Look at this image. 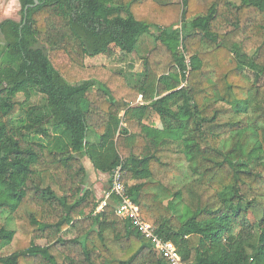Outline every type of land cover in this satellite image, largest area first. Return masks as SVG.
Here are the masks:
<instances>
[{
	"label": "trees",
	"instance_id": "trees-1",
	"mask_svg": "<svg viewBox=\"0 0 264 264\" xmlns=\"http://www.w3.org/2000/svg\"><path fill=\"white\" fill-rule=\"evenodd\" d=\"M20 3L0 22V264H169L116 193L98 209L84 158L110 185L121 168L185 264H264V0ZM147 34L139 84L87 70Z\"/></svg>",
	"mask_w": 264,
	"mask_h": 264
},
{
	"label": "rangeland",
	"instance_id": "rangeland-1",
	"mask_svg": "<svg viewBox=\"0 0 264 264\" xmlns=\"http://www.w3.org/2000/svg\"><path fill=\"white\" fill-rule=\"evenodd\" d=\"M21 17L22 5L20 0H0V22L7 18L20 20ZM154 45V37L152 35L147 34L143 36L137 45L136 51L138 56H135L134 54L126 52L117 44L112 43L106 52L97 56L86 57L85 65L88 71L103 68L106 71L121 72L133 85H137L142 81L144 76L142 57L140 56H146ZM35 100L37 103L42 102L41 97H36ZM84 162L88 169L87 183L93 187L96 183L101 184L96 189V194L99 199H104L106 191L111 188L109 175H96L92 169L93 165L88 158H84ZM249 217L251 220H254L252 215H249ZM65 236L69 238L74 237L75 232L68 231L65 233Z\"/></svg>",
	"mask_w": 264,
	"mask_h": 264
},
{
	"label": "built area",
	"instance_id": "built-area-1",
	"mask_svg": "<svg viewBox=\"0 0 264 264\" xmlns=\"http://www.w3.org/2000/svg\"><path fill=\"white\" fill-rule=\"evenodd\" d=\"M140 99H142V95L140 96ZM121 176V168L118 167L113 173L111 188L106 191L104 200H102L98 209L101 210L106 205L108 197L112 193H116L121 201L117 207V214L121 217L130 218L134 226L141 232V234L152 241L156 251L165 258L169 264H185L179 254L176 244L171 240H166L159 236L155 232V228L142 218L140 208L127 194Z\"/></svg>",
	"mask_w": 264,
	"mask_h": 264
},
{
	"label": "crops",
	"instance_id": "crops-1",
	"mask_svg": "<svg viewBox=\"0 0 264 264\" xmlns=\"http://www.w3.org/2000/svg\"><path fill=\"white\" fill-rule=\"evenodd\" d=\"M88 160H89V159H88ZM89 161H90V160H89ZM90 162H91V161H90ZM92 169L94 170V173H95L96 175H103V176H104V175H107V174H104V173H101V172L95 170L94 167H93ZM99 185H101V184H99V183H96V184H95V186H94L95 191H96V189H98Z\"/></svg>",
	"mask_w": 264,
	"mask_h": 264
},
{
	"label": "water",
	"instance_id": "water-1",
	"mask_svg": "<svg viewBox=\"0 0 264 264\" xmlns=\"http://www.w3.org/2000/svg\"><path fill=\"white\" fill-rule=\"evenodd\" d=\"M34 1H35L34 5H37L39 3V0H34ZM30 6H33V5H30Z\"/></svg>",
	"mask_w": 264,
	"mask_h": 264
}]
</instances>
